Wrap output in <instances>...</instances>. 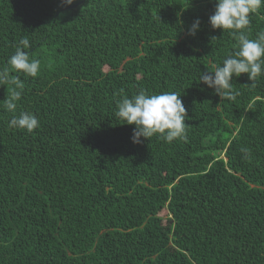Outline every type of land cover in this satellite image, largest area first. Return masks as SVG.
<instances>
[{
    "label": "trees",
    "instance_id": "16d2710c",
    "mask_svg": "<svg viewBox=\"0 0 264 264\" xmlns=\"http://www.w3.org/2000/svg\"><path fill=\"white\" fill-rule=\"evenodd\" d=\"M214 9L0 0V69L24 37L40 60L36 77L10 72L32 132L8 126L0 86V264H264V74L234 75V100L199 81L236 50ZM261 31L264 5L247 34ZM141 89L181 95L186 140L132 142L116 106Z\"/></svg>",
    "mask_w": 264,
    "mask_h": 264
},
{
    "label": "clouds",
    "instance_id": "9594fccd",
    "mask_svg": "<svg viewBox=\"0 0 264 264\" xmlns=\"http://www.w3.org/2000/svg\"><path fill=\"white\" fill-rule=\"evenodd\" d=\"M74 0H61L62 6H70ZM264 5V0H215L214 13L209 17L213 29L231 30L230 34L237 41L236 50L224 58L222 63L213 65L212 71L199 73V81L214 89L221 100H234L238 95L233 89L232 78L235 75L248 74L252 82L264 74V31L258 32L255 39H250L247 30L250 14ZM196 19L188 29L190 36H195L200 27ZM215 39V38H213ZM32 47L28 38H21L15 52L7 60L8 67L0 69V86L11 85L12 90L2 101V107L12 113L8 121L10 128L32 132L39 127L37 116L30 112L16 113L17 101L22 97L24 84L10 76V72H22L26 77H36L40 71V60L30 59L26 49ZM254 86V83H253ZM177 92L164 91L151 94L141 89L131 98L125 97L117 102L115 116L128 125H134L131 140L141 143V137L149 138L159 134L158 138L166 143L176 139H187L185 123L186 108ZM247 154L248 150L242 149Z\"/></svg>",
    "mask_w": 264,
    "mask_h": 264
}]
</instances>
